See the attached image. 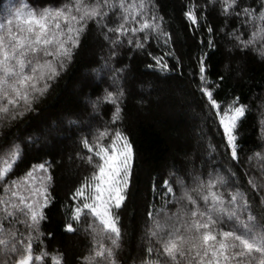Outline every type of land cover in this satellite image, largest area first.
I'll return each instance as SVG.
<instances>
[{"label":"snow or ice","instance_id":"snow-or-ice-1","mask_svg":"<svg viewBox=\"0 0 264 264\" xmlns=\"http://www.w3.org/2000/svg\"><path fill=\"white\" fill-rule=\"evenodd\" d=\"M41 3L42 7H36L20 0L6 17L0 16V128L36 111V104L73 61L94 24L107 45L103 68L111 75L93 110L99 115V106L109 103L113 111L102 127L79 122L87 132L77 136L80 151L75 155L91 172L72 193L71 198L79 203L69 208L64 228L75 232L73 222L80 225L82 217L90 218L83 232L91 246L80 258L81 264H127L120 256L125 244L120 212L126 206L135 152L129 136L117 126L123 120L129 70L119 49L126 47L130 57L144 54L152 60L147 67L162 73L175 71L166 57L175 59L177 65L181 58L172 48L173 36L160 15L158 0ZM212 10L224 19L218 29L208 20ZM183 18L194 31L203 29L194 57L195 88L204 100L202 121L215 124L216 135L224 141L205 147L207 133L200 127L196 129L197 148L212 156L224 147L229 166L217 167L216 162L201 157L197 167L195 159L186 157L173 166L175 171L158 190L153 184L159 206H148L142 237L147 246L133 264H264V144L260 151L246 154L241 129L251 105L242 103L240 96L220 99L218 89L225 77L212 79L208 74L210 50L220 44L229 56L236 51L254 52L264 61V0H205L203 4L188 0ZM154 45L166 49L163 55L149 50ZM113 61L121 66L115 67ZM260 108L264 134V100ZM37 139L22 133L11 139L0 134V264H44L48 256L52 264H63V254L45 251L42 239L53 235L41 231L53 201L50 162L33 164L23 177L13 175L24 151ZM244 165V174L252 173L246 185L239 179ZM34 245L39 248L35 255Z\"/></svg>","mask_w":264,"mask_h":264},{"label":"trees","instance_id":"trees-1","mask_svg":"<svg viewBox=\"0 0 264 264\" xmlns=\"http://www.w3.org/2000/svg\"><path fill=\"white\" fill-rule=\"evenodd\" d=\"M43 2L50 4L53 0ZM55 2L59 4L64 0ZM198 2L203 4L205 0ZM28 3L43 6L41 0H28ZM158 3L160 15L165 17L167 30L173 36L172 48L181 58L177 65L175 59L166 57L170 67L176 66L175 71L162 73L149 68L147 65L152 63L149 57L142 53H132L130 57L126 47L119 49L122 63L127 64L129 70L126 73L128 95L123 105V120L117 126L129 136L135 152L126 206L120 212L125 226V244L120 256L122 261L127 259V264L142 258L147 246L142 237L148 206H159V196H154L153 184L158 190L163 180L175 171L173 166H179L186 157L195 159L197 167L201 166L202 159L216 162L217 167L221 164L229 166L224 147H219L212 156L197 148L196 129L200 127L207 133L205 147L208 143L217 146L224 143L216 135V125L202 121L204 100L195 88L198 77L193 74L196 71L194 57L203 29L194 31L184 20L183 11L188 0H158ZM19 4L20 0H0V16L6 17L8 10ZM208 20L217 29L224 23L217 10L210 11ZM106 49L107 45L99 37L95 25H91L73 61L53 82L48 93L40 98L36 111L26 113L22 120L9 127L0 128V134H7L9 139L21 133L25 137L32 135L38 138L24 151L15 167V177H23L33 164L50 162L53 180L49 191L53 201L46 209L48 219L42 222L41 231L53 235H45L42 239L45 251L63 254V264H81L80 258L88 254L91 246L90 237L83 232L89 217H82L80 225L73 222L77 228L75 232H67L64 225L70 216L69 208L79 203L71 198L75 187L91 172V168L85 167L75 155L80 151L75 142L77 136L87 132L79 122L102 127L112 116L113 107L109 103L99 106V115L93 110V102L103 95L111 75L103 68ZM149 50L160 55L166 51L155 48V45ZM113 64L121 66L115 61ZM208 64L210 78L216 79L218 75L225 77L218 89L220 99L226 95L240 96L242 103L251 105V112L241 129L242 142L247 155L260 151L259 146L264 144L260 123V103L264 100V61L254 52L245 54L236 51L229 56L224 45L220 44L216 50H210ZM69 120L78 123L70 124ZM245 168L247 165L239 169V179L246 185L252 173L245 175ZM37 175L42 173L37 172ZM34 249V255L38 254L39 248L34 245ZM44 264H52L50 256L44 258Z\"/></svg>","mask_w":264,"mask_h":264}]
</instances>
